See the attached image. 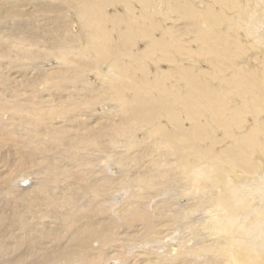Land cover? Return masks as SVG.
<instances>
[{"label": "bare ground", "instance_id": "bare-ground-1", "mask_svg": "<svg viewBox=\"0 0 264 264\" xmlns=\"http://www.w3.org/2000/svg\"><path fill=\"white\" fill-rule=\"evenodd\" d=\"M41 1L33 23L36 12L50 19L74 4L91 45L77 48L75 36L52 37L51 28L39 36L45 45L21 35L0 41L10 48L0 52V142L20 162L6 169V182L23 169L32 176L14 187L34 193L27 212L39 216L30 227L19 222L23 237L0 241L9 263L264 264V0ZM11 8L0 6L3 37L12 27L2 15L21 17ZM137 42L142 52L132 50ZM47 56L50 68L38 70ZM122 182L135 191L123 202L132 221L124 234L149 243L145 253L127 256L115 240ZM170 183L176 196L148 207ZM95 241L100 250L87 258Z\"/></svg>", "mask_w": 264, "mask_h": 264}, {"label": "rangeland", "instance_id": "rangeland-1", "mask_svg": "<svg viewBox=\"0 0 264 264\" xmlns=\"http://www.w3.org/2000/svg\"><path fill=\"white\" fill-rule=\"evenodd\" d=\"M1 2H0V6H1V8L2 9H6V10H10V8L14 11H16V14L18 15H21V17L19 16L18 18L17 17H14V21L8 16V15H2L3 17H1V19H2V21L5 23V21H7L9 24H10V26L9 27H12V31H7V33H9V36L10 37H3L2 35H1V33H0V38H3V39H0V41H3L4 39H7V40H10V38L12 39L13 37V35H14V37L16 36V37H18V36H20L21 35V37L22 38H24V39H26V41H33L32 42V44H33V47H36L34 44H40V45H45L46 44V42H47V44L49 43L48 42V40H47V38L45 39V38H39V36L40 35H42V33L45 31V30H47V29H50L51 28V30L54 32V34H56V35H50V36H52V37H57V36H60L63 32H64V34H69V35H71V36H75L74 38H75V40L78 42V46H76L77 48H84L87 44H88V42H89V45H91V41H90V39L87 37V33H88V30H89V28L88 27H86L87 28V30H86V28L84 29L81 25H82V23H81V21H82V19H83V17L81 16V14H78V9L76 8H74V4L72 5L71 4V6L69 5V8H68V6H67V9L66 10H64V8H62L61 10H59L58 12H54L53 13V11H49V14H50V19L49 18H46L45 19V17L42 15V14H40V11L39 12H36V13H39V14H36V15H38V17H39V23H37V22H32V20L33 21H35L34 19H35V17H34V12H33V8H36L37 7V9H39L41 6L39 5V4H37V2H42L41 0H18L17 1V3H18V5H20V6H18L17 5V3H15L16 2V0H0ZM24 1V2H23ZM44 1H46V0H44ZM43 1V2H44ZM4 2V3H3ZM19 7H17L16 6V8H15V5H12V4H14V3ZM22 4H21V3ZM11 3V4H10ZM3 4V5H2ZM24 4V5H23ZM11 7H10V6ZM24 6V7H22V6ZM6 6H8L7 8H3V7H6ZM50 6V5H49ZM44 7H47L48 8V6H44ZM51 7H53V6H51ZM70 7H71V10H69L70 9ZM30 8V9H29ZM42 8V7H41ZM17 9H18V11H17ZM22 9V10H21ZM75 11H74V10ZM20 10V11H19ZM51 10V9H50ZM69 10V11H68ZM110 13H114V11L112 10V9H107ZM61 11V12H60ZM113 11V12H112ZM18 12V13H17ZM29 12V13H28ZM73 12H75V13H73ZM26 14V15H25ZM62 14V15H61ZM69 14V15H68ZM72 14V15H71ZM16 15V16H17ZM31 15V16H30ZM56 16V17H54V16ZM65 15V16H64ZM68 15V16H67ZM75 15V16H74ZM24 16H29L30 18L29 19H26V17H24ZM43 16V17H42ZM78 16V17H77ZM6 18V19H5ZM55 18V19H54ZM60 18V19H59ZM18 19V20H17ZM23 19V20H22ZM49 19V20H48ZM28 20V21H27ZM31 20V21H30ZM36 20H37V18H36ZM20 21V22H19ZM15 22H18L20 25L17 27V26H15L14 25V23ZM48 22H50V23H48ZM53 22H54V24H53ZM65 22L67 23V24H65ZM80 22V23H79ZM23 23V24H22ZM30 25H29V24ZM32 23H33V27H32ZM36 23H37V25H36ZM41 23V24H40ZM14 26H13V25ZM40 24V25H39ZM45 24H47V26L45 25ZM110 24H111V22H110ZM39 25V26H38ZM63 25H65V26H63ZM67 25V26H66ZM51 26H53V27H51ZM110 26V25H109ZM121 26H122V24H121ZM24 27V28H23ZM49 27V28H48ZM59 27V28H58ZM1 28V27H0ZM16 28V29H15ZM18 28V29H17ZM33 28V29H32ZM35 28H37V29H35ZM53 28V29H52ZM68 28H69V33H68ZM40 29H42V31H40L39 32V30ZM0 30H2V28L0 29ZM17 30H19V31H17ZM23 30V31H22ZM32 30H34V31H32ZM59 30V31H58ZM24 31H26V32H24ZM28 31H31V33H32V35H29L28 37H27V32ZM15 32H17V34H10V33H15ZM22 32H23V34H22ZM34 32V33H33ZM36 32V33H35ZM39 32V35H37V33ZM115 35V31L113 30L112 31V33H111V37H113ZM38 36V37H37ZM32 39V40H31ZM44 40V41H43ZM85 40V41H84ZM88 40V41H87ZM35 42V43H34ZM43 42V43H42ZM79 43H81V44H79ZM140 43V42H139ZM138 42H137V44H135L134 46H132L131 48H132V50L133 51H137V52H142L143 51V49H144V47H145V42H143V43H141V44H139ZM4 44H5V41H4ZM86 44V45H85ZM5 46H6V50H5V48H4V46H3V42H0V52H2V51H4V52H6V54L8 53L7 51L8 50H10V48H9V46L7 45V44H5ZM4 50H3V49ZM140 48V49H139ZM2 49V50H1ZM39 49H42V48H39ZM135 49V50H134ZM139 50H141V51H139ZM52 56H47V58L48 59H43V58H38L37 60H36V63L37 62H43V64L42 65H40L39 64V66L37 67L38 68V70H40V68L42 69V70H45V69H47V67H49L50 68V66H48L47 65V62H46V60H49L50 58H51ZM93 54H91V52L87 55V58L90 60V61H93ZM5 59V58H4ZM7 60V59H6ZM41 60V61H40ZM4 60H0V63L1 62H3ZM108 62V60L106 61V58H104V59H102L101 60V62H99V63H101V64H99V68L101 69H103V70H106L107 69V64H104V63H107ZM55 63H57V61L55 62ZM54 63V64H55ZM35 64V63H34ZM102 65H105L104 67H102ZM44 66V67H43ZM161 67H165V66H161ZM154 69H156V67L154 68V66H150V67H148V70L149 71H154ZM0 70H2V69H0ZM89 73H88V75L90 74V75H93V76H95V71H93V70H89L88 71ZM129 72V71H128ZM3 75H4V73H3ZM2 76V75H1ZM98 80V79H97ZM100 82V81H99ZM50 91L49 92H54V93H57V94H60L62 91H61V87L60 86H58V85H56V84H50ZM55 98H58V95H56L53 99H55ZM106 105L107 107L108 106H110L111 105V103L110 102H106V101H104L103 103H100V105ZM99 107V106H98ZM97 107V109H94L95 111H104V110H106V109H104V110H100L99 108ZM60 110V109H59ZM32 111H31V109H29V111H28V113H31ZM103 119H105V118H101V119H99V120H103ZM12 127H15L14 125H12ZM43 128H45V125L43 126V127H41L39 130H41V129H43ZM14 129H16V128H14ZM144 129H145V127H143L142 129H141V132L142 133H144ZM94 131L95 130H98V127L97 128H95V129H93ZM0 131H1V127H0ZM145 131H147L146 129H145ZM70 133V132H69ZM70 134H74V133H70ZM144 134H143V137L142 138H144ZM67 138V139H66ZM68 138H69V136H68V134L66 135V137H65V140H68ZM66 144L67 143H65L64 145H63V147H65L66 146ZM110 146H113V145H110V144H107V143H104V145L103 146H99V148L100 149H109V147ZM104 147V148H103ZM3 150V151H2ZM110 150V149H109ZM116 150H120V149H118V148H116ZM6 152V153H5ZM100 154H95V157H98V158H100V156H99ZM9 157V158H8ZM13 158V159H12ZM16 159H14V157H13V155L12 154H9V155H7V151H6V148L2 145L1 146V142H0V165H2V166H0L1 168H0V192L3 194V196H2V194H0V209L2 210H4L5 212H3V210L0 212V241L2 242V240H3V238H7V241L9 242V243H11V242H13L12 240L14 239V237L15 238H18L19 236H22L23 237V235H24V231H26V229H27V227L25 228V229H20L19 227H20V223L19 222H21V220L23 221V222H25L29 227L31 226V225H33L36 221H37V217H39V216H37V214H29V212H27V211H29V208H30V206H32V203L31 202H29L28 203V201L30 200L31 201V197L32 196H34L33 194V192H30V193H28V194H25V193H20L21 191L19 190V191H17L18 190V188L16 189L14 186H15V180H18V179H21L22 177H24V176H29V177H27L28 179V181L32 178V176L31 175H24L23 173H24V171H26V170H24L23 169V171L22 170H19V171H17L14 175H11L10 177L12 178L13 177V179H11L12 181L10 182V180H8L7 182H6V179H7V177H5V173H6V169L7 168H9V166H10V168H13L14 166L17 168V164H19V163H16L17 161H15ZM95 161H97V159L95 158ZM8 162V163H7ZM5 165H4V164ZM132 163H134L136 166L138 165V163H140V161L139 160H133L132 161ZM8 165V166H7ZM6 168H5V167ZM26 167L28 166V164L27 165H25ZM63 166H65V162H64V165ZM4 169H5V171H4ZM60 169V168H59ZM61 170V169H60ZM4 173H3V172ZM3 173V174H2ZM21 173V174H20ZM20 174V175H19ZM117 174H118V171H117ZM1 176H4V177H1ZM22 176V177H21ZM31 177V178H30ZM47 178L49 179L48 180V182H47V184H48V186L49 187H51V185L53 186L54 185V182L52 181V178L50 177V176H47ZM65 178V177H64ZM4 179V180H3ZM26 179V178H25ZM33 179V178H32ZM30 180V182L31 181H33V180ZM2 182H4V184L2 183ZM123 183V184H122ZM121 184V186H120V184H119V186L121 187V189H122V191H120L121 189H119L118 188V192L117 193H115V196H117V199L114 201L115 202V207H114V209H120V212L123 214H121V213H119L118 215H117V217L115 218V220H113V222H115V224H117L116 226H115V224H114V228H115V232H116V239L115 240H117V242L116 241H114L113 243L116 245V243H118V244H120V243H122L121 245H122V247H120L119 249L122 251V252H124L125 251V254H127V256H131L132 254L134 255V254H138L139 253V251H143L144 253H145V251H148L147 250V248L149 247L148 245H149V243H146V245L145 246H143V243H144V240L142 241V242H139V240H138V236L139 235H137V236H134L136 239H133V237L132 236H130V238H127V236H125V232H127V230H130L131 228H128V226L132 223V221H130V218H128L129 217V215H128V211L127 212H125V210H123V212H122V208L124 207V203H125V200H127V198L128 199H130V196L131 195H134V193H135V191H132V185L130 184V182H122ZM30 184V183H29ZM124 184H126V185H124ZM171 184V185H170ZM170 184H168L167 186H166V188H165V186L163 187V188H165V189H161V191H160V194H158V196L157 197H151L149 200L151 201V205L149 206L148 205V207H150V208H154V206L157 204V205H159V206H163L165 203H169V201H171L172 200V197L171 196H176V195H173V194H176L175 193V191H173V190H170V189H173V183H170ZM3 185H5L4 187H3ZM7 185V186H6ZM170 185V186H169ZM173 185V186H172ZM124 188H123V187ZM125 187H127V188H125ZM2 188H4V189H2ZM11 188V190L10 191H8V192H4V190L5 189H10ZM166 190V191H165ZM120 192V193H119ZM164 192V193H163ZM166 192H167V194H166ZM170 192V193H169ZM12 193H13V195H12ZM14 194H16V195H14ZM172 194V195H171ZM17 195H22L24 198H26L27 197V200L26 199H24L23 197H18ZM30 197H29V196ZM167 197H166V196ZM17 198H16V197ZM5 197V198H4ZM132 197V196H131ZM162 197H164V198H162ZM18 198H19V201H18ZM134 198V197H133ZM157 198V199H156ZM162 198V199H161ZM166 198V199H165ZM22 199V200H21ZM160 199L161 200H163V203L164 204H162V201H160ZM21 200V201H20ZM27 201V203H26V201ZM120 201H122V203H119ZM165 201H167V202H165ZM24 202V203H23ZM124 202V203H123ZM144 202V201H143ZM149 202V201H148ZM76 203H78V201L76 202ZM119 205H118V204ZM150 203V202H149ZM158 203H161V205L160 204H158ZM153 204V205H152ZM23 205H25V206H23ZM26 205H27V207H26ZM15 206H17V207H15ZM19 206V207H18ZM120 206H122V207H120ZM21 207V208H20ZM29 207V208H28ZM113 207V206H112ZM120 207V208H119ZM125 207H128V206H126L125 205ZM123 208V209H126V210H128V208ZM8 208H12L11 210L12 211H10V209H8ZM15 208V209H14ZM17 208V209H16ZM14 209V210H13ZM19 209V210H18ZM27 209V210H26ZM87 208H85V210H86ZM119 211V210H118ZM54 212V211H53ZM2 213V214H1ZM13 213L15 214V215H13ZM38 214H40L39 212H37ZM4 214V215H3ZM25 214V215H24ZM53 214L54 213H52V216H53ZM126 214V215H125ZM8 215V216H7ZM9 215L11 216L10 218H9ZM120 215V216H119ZM7 216V218H5ZM35 218H34V217ZM125 217V219H124V217ZM13 217V218H12ZM18 218V219H17ZM33 218V219H32ZM121 218H122V220H124V221H122L121 220ZM120 219V220H119ZM4 220V221H3ZM7 220H8V222H7ZM10 220V221H9ZM16 220V221H15ZM26 220V221H25ZM32 220V221H31ZM127 220V221H126ZM144 220H145V218L143 219V221H142V223L144 222ZM29 221V222H28ZM34 221V222H33ZM120 221V222H119ZM130 221V222H129ZM41 222H46L45 220L44 221H41ZM117 222V223H116ZM123 222V223H122ZM18 223V224H17ZM119 223H120V225H119ZM16 224V225H15ZM6 225V226H5ZM10 225L11 226H13V227H11L10 228ZM124 225V226H123ZM127 226V227H126ZM118 227H120V228H118ZM5 228H7V229H5ZM19 228V229H18ZM12 229V230H11ZM120 229V230H119ZM18 230V231H17ZM23 230V231H22ZM113 230V228L112 229H110V231H112ZM121 230H123V231H121ZM124 230H126V231H124ZM9 231V232H8ZM121 231V232H120ZM28 232V231H27ZM8 233H9V235H8ZM103 234H105V232H104V230H103V232H102ZM122 234V238L120 237L121 235H119V234ZM133 233H135V231L133 232ZM7 234V235H6ZM129 234H131V233H129ZM13 235V236H12ZM11 236H12V238H11ZM9 237V238H8ZM170 237V236H169ZM118 238V239H117ZM124 238V239H123ZM125 238H127V239H125ZM133 239V240H132ZM170 239H172V237H170ZM120 240V241H119ZM7 241H5V242H7ZM130 241V242H129ZM116 242V243H115ZM125 242V243H124ZM127 242H129V243H127ZM135 242H137V243H135ZM166 242H167V245H169L170 244V242H169V240H166ZM49 243H50V241H49ZM99 241L98 242H94L93 244L94 245H96V247H94V248H91V250H89L88 251V253H86V257L88 258H90V256H92L91 254L93 253V252H95L96 250H100L99 249ZM163 243V242H162ZM5 244H8V243H5ZM22 245H20L19 244V247L17 248V250H19L20 248V250H22V249H25V243H21ZM72 244H75V246L77 245V243L76 242H74V243H72ZM68 245L67 247L69 248H71V246L72 247H74V245ZM86 244H88V243H86ZM85 244V245H86ZM124 244V245H123ZM41 245V244H40ZM40 245H39V247H40ZM90 245L91 244H89V247H90ZM135 245V246H134ZM129 246H130V248H129ZM151 246V245H150ZM23 247V248H22ZM85 247V246H84ZM132 247H133V249H132ZM142 247V248H141ZM54 248V247H53ZM98 248V249H97ZM138 248V250L136 251V249ZM144 248V249H143ZM146 248V249H145ZM48 249V248H47ZM54 249H56L57 250V247L55 246V248ZM76 249L78 250V245H77V247H76ZM16 250V249H15ZM16 250V251H17ZM42 250V249H41ZM84 250V249H83ZM83 250H82V253L81 254H85V252L83 253ZM86 250V249H85ZM92 250H93V252H92ZM134 251V252H133ZM136 251V252H135ZM92 252V253H91ZM127 252V253H126ZM11 254V253H10ZM6 255V256H5ZM9 254H5L3 251H0V260L2 259L3 260V262L5 263V264H8L9 262H10V258H12V257H10L9 258V256H11V255H9ZM14 255V254H13ZM43 255H45V254H43ZM46 255H47V253H46ZM15 256V255H14ZM83 256V255H82ZM44 257V256H43ZM84 257V256H83ZM6 258V259H5ZM9 259V261H8V259ZM1 260V261H2ZM6 260H7V262H6ZM114 260V259H113ZM0 261V262H1ZM30 262V261H29ZM86 263L88 262L87 260L85 261ZM3 263V264H4ZM42 263V262H41ZM40 263V264H41ZM1 264V263H0ZM10 264V263H9ZM27 264V263H26ZM30 264V263H29ZM70 264H76V263H70ZM108 264H111V263H108Z\"/></svg>", "mask_w": 264, "mask_h": 264}]
</instances>
